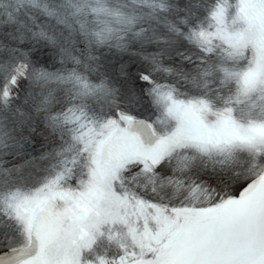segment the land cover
<instances>
[{
  "label": "snow or ice",
  "instance_id": "1",
  "mask_svg": "<svg viewBox=\"0 0 264 264\" xmlns=\"http://www.w3.org/2000/svg\"><path fill=\"white\" fill-rule=\"evenodd\" d=\"M0 245V264H264V0H0Z\"/></svg>",
  "mask_w": 264,
  "mask_h": 264
}]
</instances>
